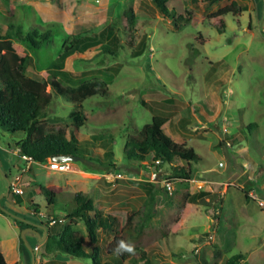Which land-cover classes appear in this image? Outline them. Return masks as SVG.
<instances>
[{
    "label": "rangeland",
    "instance_id": "rangeland-1",
    "mask_svg": "<svg viewBox=\"0 0 264 264\" xmlns=\"http://www.w3.org/2000/svg\"><path fill=\"white\" fill-rule=\"evenodd\" d=\"M230 4H237L238 12L225 15L226 26L218 30L214 14ZM182 6L191 17L175 22L151 0H0V27L14 22L25 30H52L49 41L31 52L27 68L40 80L53 78L48 66L72 36L99 34L112 26L120 39L117 56L96 46L65 60V70L80 83L107 88L106 95L89 97L81 107L54 95L46 109L49 129H66L68 135L75 124L72 113L80 111L85 118L76 131L85 152L81 159H66V171L50 169L52 158L46 163L22 160L15 150L20 135L0 127V205L9 212L0 211V250L7 261L20 258L19 264H31L26 244L14 245L24 230L34 246L35 264H91L56 254V242L48 238L70 222L66 207L83 192L96 208L119 216L121 224L128 214L140 213L136 244L150 263L139 251L123 264H225L240 251L246 255L240 264H264V211L256 199L245 197V190L259 186L264 191V0H183ZM129 8L136 16L133 24L126 16ZM155 114L168 118L163 128L173 141L187 143L200 156L191 181L170 182L167 166L145 170L124 159L127 138ZM2 167L23 188L22 202L11 190L1 197L8 184ZM201 177L207 189H200ZM147 182L153 187L143 185ZM36 184L57 192L54 207L35 194ZM195 186L198 191L192 193ZM45 215L63 221L50 224ZM22 219L33 224L26 228ZM46 224L49 231L40 241L37 233L43 237ZM175 224L177 233L171 231ZM75 228L90 250L85 224ZM233 228L237 237L229 248L226 235ZM112 240L113 235L100 233L103 261Z\"/></svg>",
    "mask_w": 264,
    "mask_h": 264
},
{
    "label": "trees",
    "instance_id": "trees-1",
    "mask_svg": "<svg viewBox=\"0 0 264 264\" xmlns=\"http://www.w3.org/2000/svg\"><path fill=\"white\" fill-rule=\"evenodd\" d=\"M151 1L155 9L175 22L191 17L190 13L185 14L182 6L183 0ZM190 1L196 3L198 0ZM236 6L237 4L226 5L214 14L216 19L214 26L218 30L226 26L223 20L225 15L238 12ZM126 16L130 23L133 24L136 21L132 8L126 10ZM51 35V29L43 32L36 28L25 30L22 25L14 22L3 24L0 27V127L12 135H20V139L15 144V150H19L17 156L21 158L22 155H26L40 163H46L50 158L60 156L81 159L85 152L86 143L82 144L76 134V131L84 125L85 118L82 112L72 113L75 124L69 131V135L66 129L50 130L47 121L44 120L46 109L51 105L54 95L68 98L69 101L81 107L85 99L107 94V88H103L104 83H101L102 86L93 82L80 83L73 78L71 73L65 70V60L96 46L105 54L117 56L120 48V39L112 26L104 28L99 34L72 36L62 47L60 55L48 66L54 76L47 82L29 76L27 68L32 61L31 52L47 43ZM167 121L168 118L164 115L155 114L137 134L130 135L124 145V159L139 163L145 170H148L145 166L147 162L159 160L158 167L167 166L169 168L167 180L170 182L191 181L197 172L194 164L198 163L201 158L194 147L185 142H175L170 138L163 128ZM2 170L6 178L12 181L11 170L7 171L3 167ZM143 185L153 187L149 182ZM33 190L35 194L44 196L49 208L56 205L58 198L55 190L42 184H36ZM257 191L264 197V191L259 186ZM245 197L247 200L250 199L247 190H245ZM73 201L74 205L71 208L66 207L65 212V219L70 222L65 223L60 234L56 236L48 234V238L56 242V254L90 260L91 264H123L126 259L140 251L143 262L150 263L146 252L136 244L141 237L136 229V218L140 215L139 212L128 214L125 224H121L119 216L96 208L93 199L83 192H77L73 196ZM35 208L38 213L39 206L36 205ZM0 211L4 212L1 208ZM186 211L187 208L184 209V213ZM54 217L58 218V215ZM223 219V216L219 218L220 221ZM78 222H83L86 226L90 243L93 244L90 250L86 247L80 232L75 228ZM21 223L26 228L33 224L29 220ZM45 226L49 231V224ZM178 228L180 226L175 224L171 231L177 233ZM101 232L113 235V240L106 249L108 257L106 261H103L101 248L97 244ZM229 233L226 235L225 243L229 248H233L234 239L237 237L236 229H231ZM121 242L130 246L132 251L119 249ZM24 244L20 235V248ZM219 255L220 252H215L216 257ZM245 259V253L240 251L230 256L225 264H240ZM0 264H8L1 250Z\"/></svg>",
    "mask_w": 264,
    "mask_h": 264
},
{
    "label": "built area",
    "instance_id": "built-area-1",
    "mask_svg": "<svg viewBox=\"0 0 264 264\" xmlns=\"http://www.w3.org/2000/svg\"><path fill=\"white\" fill-rule=\"evenodd\" d=\"M228 145H230L228 143ZM19 151V150H17ZM22 160H26L28 162H36L35 160H33L31 157H28L26 155H22ZM160 164L159 160L154 161V162H147L146 163V168L147 169H152L153 167H157ZM220 165H222L223 163L220 162ZM49 168L52 170H57V171H66L69 168V163H67L66 161H57V160H50L49 161ZM25 167L22 168V171H25ZM116 177H124L123 174L121 173H116ZM10 187L11 190L14 194L16 195H22L24 193L23 188L20 187L19 183L16 180H13L10 182ZM167 187L172 190V185L171 183H167ZM248 195L251 198H254L257 200L259 206L261 207V209L264 211V197L263 196H259L258 191L256 189H251L250 191H248ZM45 217L48 219V222L50 224H55L58 221H63V219H59V218H55L54 216H49L47 217L45 215ZM210 237H214V235H210ZM36 249H39V246H36Z\"/></svg>",
    "mask_w": 264,
    "mask_h": 264
},
{
    "label": "water",
    "instance_id": "water-1",
    "mask_svg": "<svg viewBox=\"0 0 264 264\" xmlns=\"http://www.w3.org/2000/svg\"><path fill=\"white\" fill-rule=\"evenodd\" d=\"M52 159L57 160V161H65L66 159H71V158H70V157H61V156H60V157L52 158ZM7 180H8V179H7ZM10 189H11V187H10V182H9V180H8L7 190H6V192H5L4 194H2L1 197H3V196H8L9 193H10ZM0 208H1L4 212L9 213V212L6 211L3 207H1V205H0ZM14 216H15V215H14ZM16 218L18 219L17 216H16ZM22 220H23V221H26V220H24V219H22ZM43 228H44V236H43V237H40V236L38 235V233H37V236L39 237V240H40V241H42V240L46 237V234H47V229H46V227H43ZM32 230H33V229H32ZM21 238L24 240L26 246L28 247V249H29V251H30V254H31V264H35V262H36L35 252H34L32 246L28 243V241H27V239H26V232H25L24 230H22V232H21Z\"/></svg>",
    "mask_w": 264,
    "mask_h": 264
},
{
    "label": "crops",
    "instance_id": "crops-1",
    "mask_svg": "<svg viewBox=\"0 0 264 264\" xmlns=\"http://www.w3.org/2000/svg\"><path fill=\"white\" fill-rule=\"evenodd\" d=\"M5 175V174H4ZM6 177V176H5ZM12 178H13V176H12ZM6 179H8V178H6ZM12 181H13V179H12ZM9 182H11V181H9ZM198 182H202L203 184H202V186H200V189L201 188H203V187H205L204 189H207V179L205 178V177H201V179L198 181ZM7 186H8V184H7ZM7 186H6V189H7ZM6 189L4 190L5 192H6ZM11 190V189H10ZM195 191L194 192H192V193H197V191H198V186H195V189H194ZM12 194L14 195V196H16V197H18V200H19V202H22L21 201V199H20V196H22L23 197V195H24V193L22 194V195H16V194H14L13 192H12ZM13 201H15V202H17L16 201V199L14 198V200ZM198 223H196L195 224V227L197 226V228H198V225H197ZM15 225V224H14ZM194 225V224H193ZM16 226V225H15ZM34 235H32V239H33V241H35V239L34 238H36V237H33ZM28 237V236H27ZM29 239V238H28ZM15 241H16V243L14 244V245H16L19 249H20V235H19V238H18V236L15 238ZM35 244V243H34ZM31 246H32V244H31ZM30 253V252H29ZM31 255V254H30ZM13 260H15V262H13ZM11 262H9V261H7L8 262V264H19V261L21 260L20 258H19V261L15 258V259H13ZM13 262V263H12Z\"/></svg>",
    "mask_w": 264,
    "mask_h": 264
},
{
    "label": "clouds",
    "instance_id": "clouds-1",
    "mask_svg": "<svg viewBox=\"0 0 264 264\" xmlns=\"http://www.w3.org/2000/svg\"><path fill=\"white\" fill-rule=\"evenodd\" d=\"M119 249L125 250V251H128V252L132 251V248L130 246H128V245H125L123 242H121L119 244Z\"/></svg>",
    "mask_w": 264,
    "mask_h": 264
}]
</instances>
